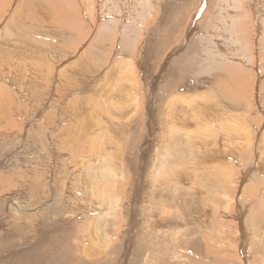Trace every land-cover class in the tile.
<instances>
[{
	"label": "bare ground",
	"instance_id": "6f19581e",
	"mask_svg": "<svg viewBox=\"0 0 264 264\" xmlns=\"http://www.w3.org/2000/svg\"><path fill=\"white\" fill-rule=\"evenodd\" d=\"M99 1L0 0V264H264V0Z\"/></svg>",
	"mask_w": 264,
	"mask_h": 264
},
{
	"label": "rangeland",
	"instance_id": "374dc122",
	"mask_svg": "<svg viewBox=\"0 0 264 264\" xmlns=\"http://www.w3.org/2000/svg\"><path fill=\"white\" fill-rule=\"evenodd\" d=\"M82 1H83V0H82ZM97 1L100 2L99 0H97ZM128 1H129V0H127L125 3H124V0L121 1L122 3H124L123 8H126L127 3H129ZM153 1H154V0H153ZM202 1H203V0H202ZM61 2H62V1H61ZM80 2H81V0H80ZM169 2H170V0H163L162 5H163L164 3H166V5H167V3L169 4ZM196 2H197V1H196ZM189 3H190V2H188V4H189ZM208 3H209V1H208ZM62 4H63V7H64V5H65L64 2L60 3L59 5L62 6ZM201 4H202L205 8H204L202 5H200L199 8L197 9V11H195V12H196L195 15H194L195 18L193 17V20H191L192 26L189 27L190 24L187 26V28H189V32H190V33L192 32V30H193V28H194V25H195L196 21H198V19L200 20V19L203 17V15H204L203 12L205 13V11L207 10V0H204L203 2H201ZM162 5L159 6L160 8L158 7V8H159L158 10H159L160 13H162V12H161V11H162V8H165V5H163V6H162ZM195 5H196V4H195ZM161 7H162V8H161ZM191 8H192V9H191ZM104 10L108 11L107 8H105ZM199 10H200V11H199ZM126 11H127V10H126ZM126 11H125V9H123V12H124V13L122 12V14L125 15V12H126ZM193 11H194V7H190V8L187 9V13H188L189 15H190ZM201 11H202V12H201ZM227 11H228V10H227ZM230 13H231V14H235L234 11H231V9H229V11H228V14H229V15L226 14V17H229V16H230ZM200 14H203V15H200ZM211 14H213V11H211ZM197 15H198V16H197ZM215 19H216V20H215ZM213 20H214L215 24H217L216 21H217L218 19L213 17ZM249 24H250V23H248V25H249ZM213 30H214V31H213ZM213 30H212V31H213V32H212V35H213V36H217V35H218V31H216L217 29L215 28V29H213ZM160 32H161V34L163 33V31H160ZM214 33H215V34H214ZM224 35H225V34H224ZM113 39H114V38H113V36H112V37H111V42H110V43H112V40H113ZM216 40H218V38H216ZM84 47L86 48V45H85ZM112 47H113V46H111L110 48H112ZM143 47H144V44H143ZM143 47H142V48H143ZM262 54H263V53H262ZM262 54H261V53L259 54V56H258V60L256 59V60L254 61L255 63L251 62L252 64H250V65H251V66L253 65V67H254L253 69H255L256 67H260V69H261L262 66L264 65V64L261 65L262 62H263V61H261V60H262V57L264 56V55H262ZM261 55H262V56H261ZM76 59H77V58H76ZM260 61H261V62H260ZM259 62H260V64H259ZM257 63H258L259 65H261V66H259ZM263 63H264V62H263ZM244 67H245L244 69H246L247 65L244 64ZM252 71H253V70H252ZM257 71L259 72V70H257ZM253 72H254V71H253ZM254 73H255V72H254ZM255 74H257V73H255ZM256 77H257L256 75H254V76H253V75H249V76H248V80L250 81V85L248 86V88L251 87V84H254V81H255ZM262 82H264V78L261 79L260 82H259L258 84H260V83H262ZM259 246H261V244H260ZM263 246H264V244H263L261 247H263ZM188 253L190 254V252H188ZM189 256H190V257H189L190 259H196V257H192L191 255H189Z\"/></svg>",
	"mask_w": 264,
	"mask_h": 264
}]
</instances>
